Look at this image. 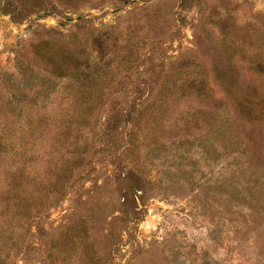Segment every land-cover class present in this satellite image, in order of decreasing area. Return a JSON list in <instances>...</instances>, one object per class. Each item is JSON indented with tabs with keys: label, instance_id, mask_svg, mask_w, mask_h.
Returning a JSON list of instances; mask_svg holds the SVG:
<instances>
[{
	"label": "rangeland",
	"instance_id": "rangeland-1",
	"mask_svg": "<svg viewBox=\"0 0 264 264\" xmlns=\"http://www.w3.org/2000/svg\"><path fill=\"white\" fill-rule=\"evenodd\" d=\"M0 264H264V0H0Z\"/></svg>",
	"mask_w": 264,
	"mask_h": 264
},
{
	"label": "trees",
	"instance_id": "trees-1",
	"mask_svg": "<svg viewBox=\"0 0 264 264\" xmlns=\"http://www.w3.org/2000/svg\"><path fill=\"white\" fill-rule=\"evenodd\" d=\"M113 130H116V126L114 127V129ZM83 156L85 157V158H87L86 156H88V152L87 151H85L84 153H83ZM83 162H84V159H83ZM82 162H80L79 164H78V166L80 167L79 169H76V176H75V178L74 179H72L71 180V182H70V188H72V187H74L79 181H81L82 180V182H83V180H84V177H82V175H83V170H85V168H84V166H85V164L84 163H82ZM82 168H83V170H82ZM79 184H80V182H79ZM69 188H66V189H62L63 191L64 190H68ZM55 197V196H54ZM56 198V197H55ZM58 199H56L55 200V202L57 201ZM55 204V203H54Z\"/></svg>",
	"mask_w": 264,
	"mask_h": 264
}]
</instances>
